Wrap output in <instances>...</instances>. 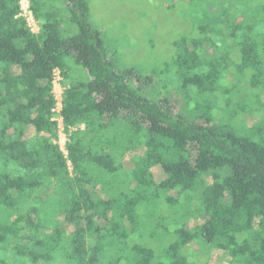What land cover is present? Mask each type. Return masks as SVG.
Segmentation results:
<instances>
[{
  "label": "trees",
  "instance_id": "trees-1",
  "mask_svg": "<svg viewBox=\"0 0 264 264\" xmlns=\"http://www.w3.org/2000/svg\"><path fill=\"white\" fill-rule=\"evenodd\" d=\"M173 1L120 70L88 0H0V264H264V0Z\"/></svg>",
  "mask_w": 264,
  "mask_h": 264
},
{
  "label": "rangeland",
  "instance_id": "rangeland-1",
  "mask_svg": "<svg viewBox=\"0 0 264 264\" xmlns=\"http://www.w3.org/2000/svg\"><path fill=\"white\" fill-rule=\"evenodd\" d=\"M90 3L91 23L94 27L101 30L103 45L106 52L119 62L120 70L129 67L132 64L140 63L141 68L151 67L150 65H159L162 57L167 53V36H173L179 29L175 30L174 25L178 20L175 16L176 4L173 8L167 5H173V0H88ZM25 3V1H24ZM179 11V9L177 10ZM67 32V31H65ZM74 33L73 25L70 34ZM67 36V34L65 35ZM135 42V45H133ZM156 61H153V60ZM149 66V67H148ZM144 71V70H143ZM151 74V72H148ZM59 90V86L56 88ZM60 91V90H59ZM58 91V92H59ZM179 97V98H178ZM173 98L183 104L184 99L180 95H173ZM239 133L244 131L238 130ZM60 142L66 140L64 133H60ZM259 140V139H258ZM257 140V141H258ZM65 142H63L64 144ZM124 166L131 167L130 161H124ZM155 172L164 175L161 167L155 168ZM211 182V178L206 179ZM201 219L197 218L192 223H199ZM191 245L201 252V246L195 243ZM224 254L210 250L208 263L224 264L218 256Z\"/></svg>",
  "mask_w": 264,
  "mask_h": 264
},
{
  "label": "built area",
  "instance_id": "built-area-1",
  "mask_svg": "<svg viewBox=\"0 0 264 264\" xmlns=\"http://www.w3.org/2000/svg\"><path fill=\"white\" fill-rule=\"evenodd\" d=\"M25 0H20V8H21V14L25 17L26 19V22H27V25L30 27V30L34 33H37L39 28H38V25L36 23V20L34 19L33 17V14H32V11L29 7V3L28 1H25ZM61 80V76H60V73H59V70L58 69H55L53 71V85H56L58 84V82ZM61 93H62V89H60V91H54V96H55V100H56V103H55V107L52 109V113H53V117H52V120L54 121H57L58 123V133H64V129H63V125H62V116H61V109H62V96H61ZM71 130H73V128H71ZM64 135L66 136V140L63 141L66 143L67 141V134L64 133ZM61 138L60 136L58 135V138L56 140H54V142H57L62 150V152L64 153V156L67 155V151L65 149V143L63 144V142H60ZM68 166H69V169L71 171V164H70V161L68 160Z\"/></svg>",
  "mask_w": 264,
  "mask_h": 264
},
{
  "label": "crops",
  "instance_id": "crops-1",
  "mask_svg": "<svg viewBox=\"0 0 264 264\" xmlns=\"http://www.w3.org/2000/svg\"><path fill=\"white\" fill-rule=\"evenodd\" d=\"M25 1H28V0H25ZM56 69H58V68H56ZM55 70V69H54ZM59 70V69H58ZM59 73H60V70H59ZM60 76H61V80L58 82V84H56V85H53V93H54V91L56 90V91H59L60 89H62V92H63V89L65 88V86H63V78H62V75H61V73H60ZM64 83H67L66 81H64ZM66 85V84H65ZM57 86H59V90H57L56 88H57ZM61 96H62V93H61ZM81 128L83 127V126H80ZM64 133H65V131H64ZM58 135L60 136V134L58 133ZM61 137V136H60ZM56 140V139H55ZM157 166H155L154 168H153V170L155 171V168H156ZM156 174H158L157 172H155ZM159 174H161V173H159ZM163 177H164V175L163 174H161Z\"/></svg>",
  "mask_w": 264,
  "mask_h": 264
}]
</instances>
